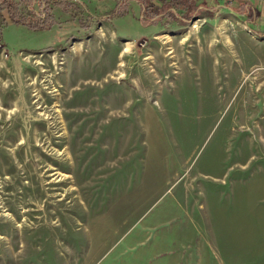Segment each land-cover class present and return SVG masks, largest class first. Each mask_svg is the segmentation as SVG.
I'll use <instances>...</instances> for the list:
<instances>
[{"label":"rangeland","instance_id":"obj_1","mask_svg":"<svg viewBox=\"0 0 264 264\" xmlns=\"http://www.w3.org/2000/svg\"><path fill=\"white\" fill-rule=\"evenodd\" d=\"M70 2L2 34L0 264H264V36Z\"/></svg>","mask_w":264,"mask_h":264},{"label":"trees","instance_id":"obj_2","mask_svg":"<svg viewBox=\"0 0 264 264\" xmlns=\"http://www.w3.org/2000/svg\"><path fill=\"white\" fill-rule=\"evenodd\" d=\"M114 10L109 17H124L128 15L132 3L139 7V20L152 26L164 21L165 25L179 22L174 11H183L182 20H190L201 16L211 18V15L201 14L193 0H112ZM157 1L160 6H157ZM0 0V42L3 40L4 29L9 25L24 26L34 31L49 30L58 24L53 15V9L62 8L64 11L74 9L70 0ZM37 4V5H36ZM241 12V11H240ZM239 12V13H240ZM74 14V15H75ZM81 30H89L91 24L80 19ZM182 25V24H181ZM180 26V25H179Z\"/></svg>","mask_w":264,"mask_h":264},{"label":"crops","instance_id":"obj_3","mask_svg":"<svg viewBox=\"0 0 264 264\" xmlns=\"http://www.w3.org/2000/svg\"><path fill=\"white\" fill-rule=\"evenodd\" d=\"M193 1H195V6H197L199 11H204L203 14L211 16L214 15V11L217 12L218 7L219 10L225 7L235 14L240 15L242 18H245L246 26L253 33L264 36V0H224L222 3L220 0ZM209 3L211 5L215 3L216 5L214 4L213 8H210L208 6Z\"/></svg>","mask_w":264,"mask_h":264},{"label":"water","instance_id":"obj_4","mask_svg":"<svg viewBox=\"0 0 264 264\" xmlns=\"http://www.w3.org/2000/svg\"><path fill=\"white\" fill-rule=\"evenodd\" d=\"M195 20H197V19H192V22L195 21Z\"/></svg>","mask_w":264,"mask_h":264}]
</instances>
